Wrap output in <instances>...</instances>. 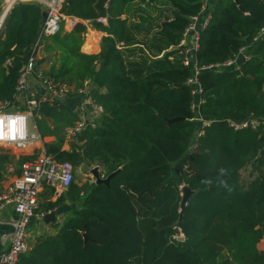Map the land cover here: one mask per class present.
<instances>
[{"label": "trees", "instance_id": "1", "mask_svg": "<svg viewBox=\"0 0 264 264\" xmlns=\"http://www.w3.org/2000/svg\"><path fill=\"white\" fill-rule=\"evenodd\" d=\"M132 1L63 0V15L93 22L104 34L96 54L95 43L83 46L82 23L39 40V4L19 3L4 20L0 103L15 100L21 69L42 46L46 56L36 59V70L50 63L43 73L72 88L69 97L92 81L90 96L103 116L64 150L65 130L78 118L63 103L40 101L34 124L40 139L54 140L15 163L8 149H0V183L8 165L19 167L42 152L73 168H100L103 179L114 174L107 185L71 182L46 202V212L65 201L77 207L56 234L36 239L16 264H264L257 248L264 242V128L231 126L264 121V36L254 42L264 30V0H210L211 21L199 32L196 66L224 63L246 47L251 57L236 70L202 71L198 102L185 84L191 69L182 65L180 50H168L179 47L204 0H141L148 14L155 6L171 13L149 26L146 37L151 33L158 58L142 68L125 64L136 44L131 31L140 32L119 18ZM103 17L106 25L94 22ZM140 24L149 20L141 17ZM174 118L181 120L167 125ZM181 186L191 192L182 212Z\"/></svg>", "mask_w": 264, "mask_h": 264}, {"label": "built area", "instance_id": "2", "mask_svg": "<svg viewBox=\"0 0 264 264\" xmlns=\"http://www.w3.org/2000/svg\"><path fill=\"white\" fill-rule=\"evenodd\" d=\"M19 3L39 4L42 12L45 13L39 34V40L41 41L58 33L68 32L78 23L85 26L84 41L90 33L95 31L93 22L81 21L75 17L63 15L60 12L63 0H0V30L9 11ZM209 3L210 0H204L200 13L191 18L190 24L182 34V41L178 47L182 65L192 71V76L185 84L191 87V94L197 102L201 93L197 77L202 71L236 70L242 62L249 60L251 57L248 53L251 47H246L239 51L237 57L224 63L202 68L196 66L199 32L204 30L211 21L212 8ZM104 9H107V4L104 5ZM94 22L102 25L107 24L105 17L98 18ZM263 36L264 30L262 29L254 42L257 43ZM38 47L34 49V55L29 58L19 73L15 100L12 103H0V149L19 151L40 141V136L33 121V110L40 101L49 104L55 101L54 98H60L64 101L72 92V88L54 82L45 73L39 69L36 70ZM34 76L37 84L43 90L42 94L27 92L28 81ZM89 84V80L85 81L82 87L76 91L78 119L73 127L65 130L66 138L69 140L80 134L87 126L94 127L86 119L90 110L103 115L101 108L94 104L91 99ZM21 94H24L23 97H20ZM35 95L39 96V100L34 98ZM16 101H19V103L14 107ZM191 108L195 110L196 105H192ZM203 124H206V122H203ZM262 124L264 128V121L251 118L239 124H231V126L235 129L249 128L257 131ZM200 134L199 131L198 135ZM9 170L13 171V167L9 166ZM72 177L73 167L69 163L56 162L43 152L33 160L25 161L19 166V174L0 189V212L10 207L17 215L16 219L7 221L8 225L11 226L10 243L6 251L0 252V264H16L19 256L30 250L31 245L25 238L28 223L31 219H39L43 216L39 209V193L44 188H49L54 196H60L70 186Z\"/></svg>", "mask_w": 264, "mask_h": 264}, {"label": "crops", "instance_id": "3", "mask_svg": "<svg viewBox=\"0 0 264 264\" xmlns=\"http://www.w3.org/2000/svg\"><path fill=\"white\" fill-rule=\"evenodd\" d=\"M145 1H147V0H145ZM131 4L132 5L129 7V10H130L129 13H127L126 15H120L119 16L120 19H124V18L127 19V26L128 27L131 26L132 21H134V22L136 21V23L137 22L139 23L141 17H143L142 11H144L146 14L148 13L146 3H143L141 0H133ZM142 7L144 8L143 10H141ZM155 7H156L155 11H151L147 15L151 16L153 12L157 13V11H158L157 9H159V8L163 9L162 6H155ZM164 10H166V9H164ZM162 11L163 10H161V12ZM166 13L168 15L167 18H161L160 19L161 21L171 18V13L168 12L167 10H166ZM152 18H153V16H152ZM133 25L135 26V24H133ZM144 26H147V24H144ZM131 33L133 36L136 37L135 31H131ZM103 35H104L103 33L95 30L94 32L90 33L89 36H87V39L84 41L83 46L87 43V41L90 44L95 43L94 45L96 47V50L91 52V53L92 54L98 53L99 52V41H100L101 36H103ZM148 37L151 38V33H150V36H148ZM134 46H136V45H134ZM81 51H82V48H81ZM52 55L53 54H51V56ZM45 56H46V53L44 51V48L42 49V46L38 47L36 59L38 60V59L43 58ZM49 66H50V63H43L38 67V69L41 72H43V71H46V69L48 70ZM93 87H94L93 82L90 81V84H89L90 90H92ZM27 92L33 93V94L34 93H37V94L43 93L42 88L39 87V85L37 84V81L35 80V76L28 81ZM15 103H19V101L14 102V104ZM63 104L68 106L73 111V113H75L77 116L78 98L76 96L68 97L67 99H65L63 101ZM102 116H103L102 114H100L98 112H93L90 110L87 113L86 119H87V121L92 123L94 126H97L99 124L100 118ZM53 140H54L53 137H45L44 139H41L40 141H38L36 143H37V145H39V149H42L43 142H51ZM70 143H71V140L67 139L65 136V141L63 143L62 148L64 150H69ZM10 153L12 155H14V163L17 161L19 156H24L22 154L15 153L12 150L10 151ZM27 156H29V155H27ZM14 163H12L6 167V174L4 175V178H3L2 182L0 183V189L4 185H6L8 182H10L15 176H17L19 174V167L16 166ZM9 166L13 167V171L9 170ZM49 191L52 192V190H50L49 188H44L42 190V192L39 193V195H38L39 209L43 213V216L39 219H31L28 223V226H27L25 238L30 243L31 246L36 241V239H38L42 236H48V235L56 234L58 228L71 216L72 211L77 207L75 203L65 201L64 203H62L60 206L56 207L55 209L46 212L44 210V204L48 201L54 202L59 197V196H54L53 192H52V195L49 197ZM51 212H54V221H50L47 224L44 222L43 219H44L45 215H47L48 213H51ZM16 218H17V215L15 214L13 209L10 207H7L0 212V252L6 251L8 246H9V243H10L9 234L11 232V226L8 225L7 221L14 220ZM34 226L36 227V230H33V229L30 230L31 227H34ZM257 248H258V250L264 251V242L260 241V244L257 246Z\"/></svg>", "mask_w": 264, "mask_h": 264}, {"label": "rangeland", "instance_id": "4", "mask_svg": "<svg viewBox=\"0 0 264 264\" xmlns=\"http://www.w3.org/2000/svg\"><path fill=\"white\" fill-rule=\"evenodd\" d=\"M136 8V7H135ZM134 9V8H133ZM144 8L142 7L141 10H143ZM166 8H159L157 9V13L153 12L152 15H147L144 11H142L143 17H146L149 20V24H147V26H142L136 21H132L131 22V26H134L133 24H135L136 26L139 25V30L140 32H137V30H134L136 33V46L134 47V51L133 54L130 57H126L125 58V64L128 68H130L131 66H135L137 68H142L144 66H147L150 60H153L155 58H158L155 53L151 50V48L155 47L156 45L151 42L149 37H146V31L149 30V26H153L156 25L155 23L158 24V22H160L161 18H167V13L166 10H164ZM161 10H163L161 12ZM153 16V18H152ZM130 26V27H131ZM132 28V27H131ZM150 36V35H149ZM43 49V47H42ZM121 49V48H120ZM123 50V49H122ZM47 71V69H46ZM39 149V145H37V143H34L31 146H27L26 148L19 150V151H14L15 153H19L22 154L24 156L26 155H31L33 153L34 150ZM13 151V150H12ZM95 166L92 167H86L83 165H80L78 167L73 168V177H72V182H74L75 184L78 185H83V184H89V185H93L96 183V178L94 177L92 171ZM99 171H101V169L99 168ZM245 175V173H244ZM36 230V227H31L30 230ZM177 240L182 241L183 237L181 235H178ZM260 244V242L257 244V246Z\"/></svg>", "mask_w": 264, "mask_h": 264}, {"label": "water", "instance_id": "5", "mask_svg": "<svg viewBox=\"0 0 264 264\" xmlns=\"http://www.w3.org/2000/svg\"><path fill=\"white\" fill-rule=\"evenodd\" d=\"M234 2H236V0H233ZM45 17V13L42 12V19H44ZM178 50V48L176 47H172L170 48L168 51H176ZM24 94H21L20 97H23ZM54 100L56 102H59V103H63V100L60 99V98H54ZM18 105V103H15L14 104V107H16ZM181 119L180 118H174V119H171V120H167L166 123L167 125H170L171 123H175L177 121H180ZM95 169H93L92 173L94 175V177L96 178V185L98 184H105L107 185L108 182H109V179L114 175V174H111L109 175L107 178L103 179L99 176V171H98V168L97 167H94ZM180 192H181V201H180V212H182V210L184 209V207L186 206V203L191 195V192L190 190L186 187V186H181L180 187ZM44 222L45 223H49L50 221H54V212H51V213H48L47 215L44 216ZM175 232L177 233L178 231L175 230ZM84 239L87 240V238L84 236Z\"/></svg>", "mask_w": 264, "mask_h": 264}]
</instances>
